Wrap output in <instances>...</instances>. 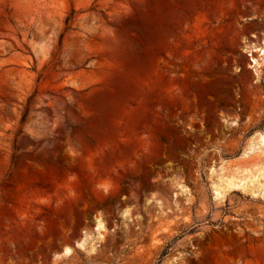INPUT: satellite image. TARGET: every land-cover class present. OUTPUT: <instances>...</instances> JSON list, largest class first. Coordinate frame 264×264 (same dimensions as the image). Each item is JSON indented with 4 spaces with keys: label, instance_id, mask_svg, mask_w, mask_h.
Returning a JSON list of instances; mask_svg holds the SVG:
<instances>
[{
    "label": "rangeland",
    "instance_id": "1",
    "mask_svg": "<svg viewBox=\"0 0 264 264\" xmlns=\"http://www.w3.org/2000/svg\"><path fill=\"white\" fill-rule=\"evenodd\" d=\"M263 50L264 0H0V264H264Z\"/></svg>",
    "mask_w": 264,
    "mask_h": 264
},
{
    "label": "bare ground",
    "instance_id": "2",
    "mask_svg": "<svg viewBox=\"0 0 264 264\" xmlns=\"http://www.w3.org/2000/svg\"><path fill=\"white\" fill-rule=\"evenodd\" d=\"M259 50H261V49H259ZM263 53H264V50L262 51V54H263ZM253 61L255 62V59H253ZM260 137L262 138V141H263V143H264V134H261ZM101 223H102V222L98 221V219H97V223H96V225H95V227H96L97 230L100 229V228H102V224H101ZM64 252H65V253H69V252H70V248H68V247L64 248Z\"/></svg>",
    "mask_w": 264,
    "mask_h": 264
},
{
    "label": "trees",
    "instance_id": "3",
    "mask_svg": "<svg viewBox=\"0 0 264 264\" xmlns=\"http://www.w3.org/2000/svg\"><path fill=\"white\" fill-rule=\"evenodd\" d=\"M165 253H166V252H165V250H164V251L162 252L161 256L165 255Z\"/></svg>",
    "mask_w": 264,
    "mask_h": 264
},
{
    "label": "water",
    "instance_id": "4",
    "mask_svg": "<svg viewBox=\"0 0 264 264\" xmlns=\"http://www.w3.org/2000/svg\"><path fill=\"white\" fill-rule=\"evenodd\" d=\"M61 253H64V248L62 249Z\"/></svg>",
    "mask_w": 264,
    "mask_h": 264
}]
</instances>
